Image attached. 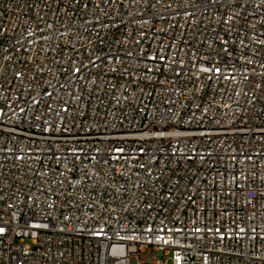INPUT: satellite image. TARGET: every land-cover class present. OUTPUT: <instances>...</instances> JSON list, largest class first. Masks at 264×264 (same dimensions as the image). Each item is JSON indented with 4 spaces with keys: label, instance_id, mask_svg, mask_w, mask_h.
I'll list each match as a JSON object with an SVG mask.
<instances>
[{
    "label": "built area",
    "instance_id": "1",
    "mask_svg": "<svg viewBox=\"0 0 264 264\" xmlns=\"http://www.w3.org/2000/svg\"><path fill=\"white\" fill-rule=\"evenodd\" d=\"M0 229V264H264V0H0Z\"/></svg>",
    "mask_w": 264,
    "mask_h": 264
},
{
    "label": "rangeland",
    "instance_id": "2",
    "mask_svg": "<svg viewBox=\"0 0 264 264\" xmlns=\"http://www.w3.org/2000/svg\"><path fill=\"white\" fill-rule=\"evenodd\" d=\"M158 255L153 252L152 249H149L147 252L143 254V257L149 260H154ZM168 264H172L171 261L168 262Z\"/></svg>",
    "mask_w": 264,
    "mask_h": 264
},
{
    "label": "snow or ice",
    "instance_id": "3",
    "mask_svg": "<svg viewBox=\"0 0 264 264\" xmlns=\"http://www.w3.org/2000/svg\"><path fill=\"white\" fill-rule=\"evenodd\" d=\"M0 231H3L2 229H0Z\"/></svg>",
    "mask_w": 264,
    "mask_h": 264
}]
</instances>
